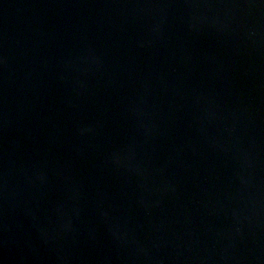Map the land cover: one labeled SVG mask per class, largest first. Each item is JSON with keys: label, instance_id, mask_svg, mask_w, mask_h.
Returning <instances> with one entry per match:
<instances>
[{"label": "water", "instance_id": "water-1", "mask_svg": "<svg viewBox=\"0 0 264 264\" xmlns=\"http://www.w3.org/2000/svg\"><path fill=\"white\" fill-rule=\"evenodd\" d=\"M0 264H264V0H0Z\"/></svg>", "mask_w": 264, "mask_h": 264}]
</instances>
